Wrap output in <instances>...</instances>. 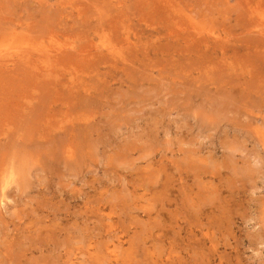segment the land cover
Returning a JSON list of instances; mask_svg holds the SVG:
<instances>
[{"label": "rangeland", "instance_id": "rangeland-1", "mask_svg": "<svg viewBox=\"0 0 264 264\" xmlns=\"http://www.w3.org/2000/svg\"><path fill=\"white\" fill-rule=\"evenodd\" d=\"M0 264H264V0H0Z\"/></svg>", "mask_w": 264, "mask_h": 264}]
</instances>
